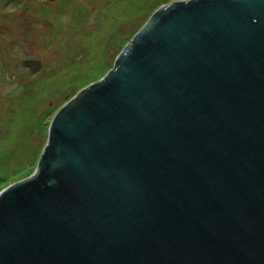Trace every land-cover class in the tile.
Here are the masks:
<instances>
[{
  "label": "water",
  "instance_id": "95a60500",
  "mask_svg": "<svg viewBox=\"0 0 264 264\" xmlns=\"http://www.w3.org/2000/svg\"><path fill=\"white\" fill-rule=\"evenodd\" d=\"M0 264H264V0L157 10L0 193Z\"/></svg>",
  "mask_w": 264,
  "mask_h": 264
},
{
  "label": "rangeland",
  "instance_id": "374dc122",
  "mask_svg": "<svg viewBox=\"0 0 264 264\" xmlns=\"http://www.w3.org/2000/svg\"><path fill=\"white\" fill-rule=\"evenodd\" d=\"M176 1L58 0L41 12L36 0L47 18L41 25L25 20L26 1L0 0V193L36 172L56 113L103 78L150 17ZM23 58L43 66L34 74Z\"/></svg>",
  "mask_w": 264,
  "mask_h": 264
},
{
  "label": "flooded vegetation",
  "instance_id": "af4514ba",
  "mask_svg": "<svg viewBox=\"0 0 264 264\" xmlns=\"http://www.w3.org/2000/svg\"><path fill=\"white\" fill-rule=\"evenodd\" d=\"M21 1L27 2V6L25 8L31 14L29 17H25V20L26 21L28 20L29 22L45 25V22H47V18L46 16L40 13V8L38 7L36 0H21ZM57 1L58 0H42L41 12H44L49 7H53L54 6L53 3Z\"/></svg>",
  "mask_w": 264,
  "mask_h": 264
},
{
  "label": "bare ground",
  "instance_id": "6f19581e",
  "mask_svg": "<svg viewBox=\"0 0 264 264\" xmlns=\"http://www.w3.org/2000/svg\"><path fill=\"white\" fill-rule=\"evenodd\" d=\"M38 169V168H37ZM29 178V177H28ZM25 179H27V178H25Z\"/></svg>",
  "mask_w": 264,
  "mask_h": 264
}]
</instances>
